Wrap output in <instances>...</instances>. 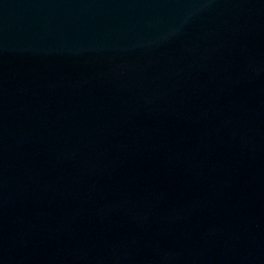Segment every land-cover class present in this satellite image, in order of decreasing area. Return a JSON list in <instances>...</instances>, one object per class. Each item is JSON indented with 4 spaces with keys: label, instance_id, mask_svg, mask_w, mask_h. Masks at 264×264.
Masks as SVG:
<instances>
[{
    "label": "water",
    "instance_id": "water-1",
    "mask_svg": "<svg viewBox=\"0 0 264 264\" xmlns=\"http://www.w3.org/2000/svg\"><path fill=\"white\" fill-rule=\"evenodd\" d=\"M0 207L264 251V0H0Z\"/></svg>",
    "mask_w": 264,
    "mask_h": 264
}]
</instances>
